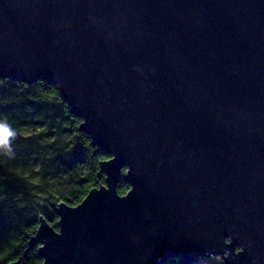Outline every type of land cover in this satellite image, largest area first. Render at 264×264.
I'll use <instances>...</instances> for the list:
<instances>
[{"label":"water","instance_id":"95a60500","mask_svg":"<svg viewBox=\"0 0 264 264\" xmlns=\"http://www.w3.org/2000/svg\"><path fill=\"white\" fill-rule=\"evenodd\" d=\"M0 79L55 85L109 156L41 264H264V0H0Z\"/></svg>","mask_w":264,"mask_h":264},{"label":"trees","instance_id":"16d2710c","mask_svg":"<svg viewBox=\"0 0 264 264\" xmlns=\"http://www.w3.org/2000/svg\"><path fill=\"white\" fill-rule=\"evenodd\" d=\"M0 119L17 133L11 155L0 150V264H41L40 219L58 229V204L76 206L104 184L100 162L109 156L91 144L81 119L45 81L0 79ZM129 188L119 180V195Z\"/></svg>","mask_w":264,"mask_h":264},{"label":"clouds","instance_id":"9594fccd","mask_svg":"<svg viewBox=\"0 0 264 264\" xmlns=\"http://www.w3.org/2000/svg\"><path fill=\"white\" fill-rule=\"evenodd\" d=\"M17 133L11 128L6 119H0V137H3L0 140V150H3V153L6 155H11V141L15 139Z\"/></svg>","mask_w":264,"mask_h":264},{"label":"rangeland","instance_id":"374dc122","mask_svg":"<svg viewBox=\"0 0 264 264\" xmlns=\"http://www.w3.org/2000/svg\"><path fill=\"white\" fill-rule=\"evenodd\" d=\"M190 264H224L220 256H202Z\"/></svg>","mask_w":264,"mask_h":264},{"label":"snow or ice","instance_id":"6c2138e0","mask_svg":"<svg viewBox=\"0 0 264 264\" xmlns=\"http://www.w3.org/2000/svg\"><path fill=\"white\" fill-rule=\"evenodd\" d=\"M3 139V137H0V140H2Z\"/></svg>","mask_w":264,"mask_h":264}]
</instances>
